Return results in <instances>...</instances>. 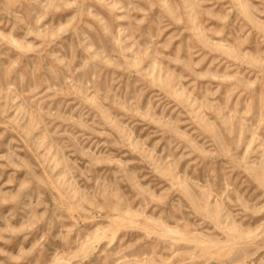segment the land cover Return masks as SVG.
Here are the masks:
<instances>
[{
  "label": "rangeland",
  "instance_id": "rangeland-1",
  "mask_svg": "<svg viewBox=\"0 0 264 264\" xmlns=\"http://www.w3.org/2000/svg\"><path fill=\"white\" fill-rule=\"evenodd\" d=\"M0 264H264V0H0Z\"/></svg>",
  "mask_w": 264,
  "mask_h": 264
}]
</instances>
